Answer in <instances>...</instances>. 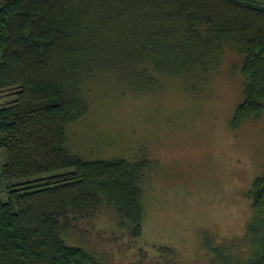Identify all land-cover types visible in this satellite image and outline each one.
<instances>
[{
  "label": "trees",
  "instance_id": "trees-1",
  "mask_svg": "<svg viewBox=\"0 0 264 264\" xmlns=\"http://www.w3.org/2000/svg\"><path fill=\"white\" fill-rule=\"evenodd\" d=\"M226 45L241 55L245 79L231 117L236 127L264 108L263 1L0 0V92L16 89L0 105L7 196H0V264H106L65 242L63 218L99 205L103 195L132 219L142 216L133 179L138 164L84 161L64 146L66 125L87 112L77 88L82 79L114 70L115 78L132 75L137 87L147 79L143 64L195 87L218 66ZM250 193L251 253L222 264H264V174Z\"/></svg>",
  "mask_w": 264,
  "mask_h": 264
},
{
  "label": "rangeland",
  "instance_id": "rangeland-1",
  "mask_svg": "<svg viewBox=\"0 0 264 264\" xmlns=\"http://www.w3.org/2000/svg\"><path fill=\"white\" fill-rule=\"evenodd\" d=\"M240 59L226 45L218 66L195 87L143 64L138 68L147 79L137 87L132 75L115 78L114 70H96L82 79L77 88L87 112L66 125L64 146L84 161L122 158L138 164L133 179L142 216L132 219L103 195L99 205L63 218L60 236L66 243L106 264H222L248 258L246 229L256 213L250 190L264 174V108L232 125L244 97ZM15 91L0 92V105L11 102ZM5 160L1 152L0 167ZM0 196L7 200L1 177Z\"/></svg>",
  "mask_w": 264,
  "mask_h": 264
}]
</instances>
